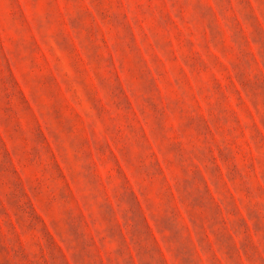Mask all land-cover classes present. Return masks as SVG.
Listing matches in <instances>:
<instances>
[{
    "label": "rangeland",
    "instance_id": "1",
    "mask_svg": "<svg viewBox=\"0 0 264 264\" xmlns=\"http://www.w3.org/2000/svg\"><path fill=\"white\" fill-rule=\"evenodd\" d=\"M0 264H264V0H0Z\"/></svg>",
    "mask_w": 264,
    "mask_h": 264
}]
</instances>
